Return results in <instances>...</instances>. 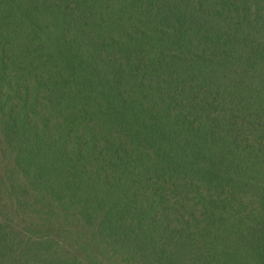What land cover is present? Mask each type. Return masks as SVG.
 Listing matches in <instances>:
<instances>
[{
    "label": "trees",
    "instance_id": "16d2710c",
    "mask_svg": "<svg viewBox=\"0 0 264 264\" xmlns=\"http://www.w3.org/2000/svg\"><path fill=\"white\" fill-rule=\"evenodd\" d=\"M0 264H264V0H0Z\"/></svg>",
    "mask_w": 264,
    "mask_h": 264
}]
</instances>
